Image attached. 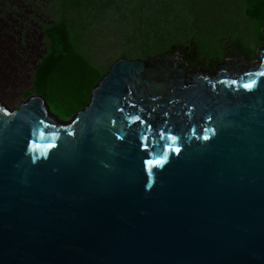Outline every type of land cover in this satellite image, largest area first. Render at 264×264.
Masks as SVG:
<instances>
[{
  "label": "water",
  "instance_id": "water-1",
  "mask_svg": "<svg viewBox=\"0 0 264 264\" xmlns=\"http://www.w3.org/2000/svg\"><path fill=\"white\" fill-rule=\"evenodd\" d=\"M258 53L120 58L69 121L0 100V264H264Z\"/></svg>",
  "mask_w": 264,
  "mask_h": 264
},
{
  "label": "rangeland",
  "instance_id": "rangeland-1",
  "mask_svg": "<svg viewBox=\"0 0 264 264\" xmlns=\"http://www.w3.org/2000/svg\"><path fill=\"white\" fill-rule=\"evenodd\" d=\"M226 1L225 5L211 9L210 14L214 15L211 21L223 29L229 28L254 52L250 61L239 53L234 59L255 64L264 44L260 29L243 16L244 0ZM21 3V7L5 4L6 8L13 7L14 12L9 11L6 18L0 17V27L23 47H18L16 52L0 50V100L11 109L26 99V91L34 93V68L49 47L42 26L61 19L60 0H21ZM203 15L205 12H200L189 0H84L81 9L69 14V19L75 22L76 46L104 72L120 58L146 60L163 55L174 44L188 47L192 40L202 49V59H214L211 64L197 65L198 68L212 72L217 63L225 61L223 43H230L231 38L219 31V26L201 24L205 21ZM199 30H213L217 36L212 38L208 34L200 40ZM175 54L182 58L181 52ZM51 112L61 121L71 119L54 107Z\"/></svg>",
  "mask_w": 264,
  "mask_h": 264
},
{
  "label": "trees",
  "instance_id": "trees-1",
  "mask_svg": "<svg viewBox=\"0 0 264 264\" xmlns=\"http://www.w3.org/2000/svg\"><path fill=\"white\" fill-rule=\"evenodd\" d=\"M28 1V0H26ZM84 0H60L61 19L60 21L42 26V31L49 41V47L43 56L37 61L33 72V90L36 94H41L50 107L57 109L67 118L82 110L90 99L91 92L97 82L106 72L96 67L82 53L74 42L73 27L75 22L70 21L69 14L78 12ZM87 1V0H86ZM193 6L198 7L200 12H205V21L201 24H213L219 26V31L229 34L231 42L223 43L224 59L234 58L237 53L247 60H252L254 52L242 41L241 37L232 33L228 28H222L219 23H212L211 9L216 6L225 5L226 0H189ZM20 2V3H18ZM10 3L12 6L21 7V0H0V17L6 18L9 11L14 12V8H6L4 5ZM241 12L243 16L260 29L262 37V27L264 23V0H244ZM207 19V20H206ZM226 26V25H225ZM0 27V50L13 52L22 45L10 39V36ZM211 34L212 38L217 36L213 30H199L197 36L203 40L206 35ZM221 42H224L221 39ZM181 52V57L185 59L190 68L196 69L197 65H208L214 59H202V49L195 40L191 45L185 47L178 43L171 45L165 53ZM164 53V54H165ZM159 56V55H158ZM31 91L25 92V97L30 96Z\"/></svg>",
  "mask_w": 264,
  "mask_h": 264
},
{
  "label": "snow or ice",
  "instance_id": "snow-or-ice-1",
  "mask_svg": "<svg viewBox=\"0 0 264 264\" xmlns=\"http://www.w3.org/2000/svg\"><path fill=\"white\" fill-rule=\"evenodd\" d=\"M261 75H264V73H262ZM254 83H255L254 81H251L249 83L244 84L243 87L246 88V89H251L253 87ZM171 139L175 140L176 138L175 137H171ZM52 146L53 145H49V147H52ZM175 150L178 151V149H175ZM161 163H163V158L157 159V160H147V161H145L146 166H152V165H157L158 166Z\"/></svg>",
  "mask_w": 264,
  "mask_h": 264
},
{
  "label": "flooded vegetation",
  "instance_id": "flooded-vegetation-1",
  "mask_svg": "<svg viewBox=\"0 0 264 264\" xmlns=\"http://www.w3.org/2000/svg\"><path fill=\"white\" fill-rule=\"evenodd\" d=\"M262 40H263V36H262ZM188 68H190V67H188ZM190 69H193V68H190ZM199 68H196V69H193V70H198Z\"/></svg>",
  "mask_w": 264,
  "mask_h": 264
}]
</instances>
